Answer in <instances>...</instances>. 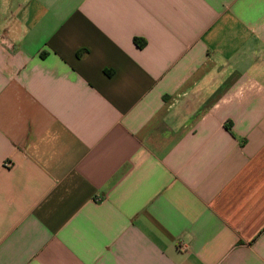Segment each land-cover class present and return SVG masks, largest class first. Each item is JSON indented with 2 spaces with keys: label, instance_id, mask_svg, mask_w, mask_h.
Segmentation results:
<instances>
[{
  "label": "crops",
  "instance_id": "1",
  "mask_svg": "<svg viewBox=\"0 0 264 264\" xmlns=\"http://www.w3.org/2000/svg\"><path fill=\"white\" fill-rule=\"evenodd\" d=\"M0 264H264V0H0Z\"/></svg>",
  "mask_w": 264,
  "mask_h": 264
},
{
  "label": "trees",
  "instance_id": "2",
  "mask_svg": "<svg viewBox=\"0 0 264 264\" xmlns=\"http://www.w3.org/2000/svg\"><path fill=\"white\" fill-rule=\"evenodd\" d=\"M136 43H138L140 46H142V43H140L139 40H136Z\"/></svg>",
  "mask_w": 264,
  "mask_h": 264
}]
</instances>
